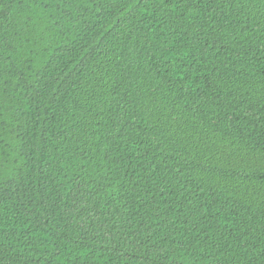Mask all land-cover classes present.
<instances>
[{
	"label": "trees",
	"instance_id": "trees-1",
	"mask_svg": "<svg viewBox=\"0 0 264 264\" xmlns=\"http://www.w3.org/2000/svg\"><path fill=\"white\" fill-rule=\"evenodd\" d=\"M0 264H264V0H0Z\"/></svg>",
	"mask_w": 264,
	"mask_h": 264
}]
</instances>
